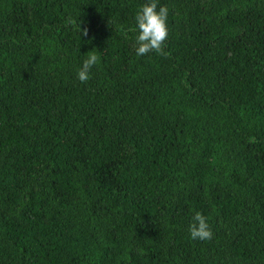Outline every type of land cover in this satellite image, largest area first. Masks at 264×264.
<instances>
[{
	"label": "trees",
	"instance_id": "16d2710c",
	"mask_svg": "<svg viewBox=\"0 0 264 264\" xmlns=\"http://www.w3.org/2000/svg\"><path fill=\"white\" fill-rule=\"evenodd\" d=\"M145 2L0 0V264H264V0Z\"/></svg>",
	"mask_w": 264,
	"mask_h": 264
},
{
	"label": "clouds",
	"instance_id": "9594fccd",
	"mask_svg": "<svg viewBox=\"0 0 264 264\" xmlns=\"http://www.w3.org/2000/svg\"><path fill=\"white\" fill-rule=\"evenodd\" d=\"M169 9L166 5L157 6V0H147L139 6L135 13V28L124 32L125 39H128V31L137 32L133 47L136 56H144L149 52H155L162 56H167L165 52V41L168 39V19ZM87 28L82 30L83 35H87ZM100 63V57L95 50L89 51L82 65L77 71V78L82 83L90 79V71L93 66ZM190 238L193 240H211L213 232L208 220L200 211H195L189 224Z\"/></svg>",
	"mask_w": 264,
	"mask_h": 264
}]
</instances>
